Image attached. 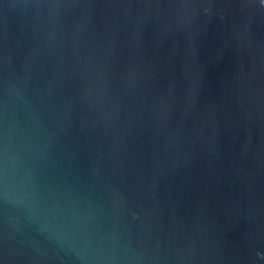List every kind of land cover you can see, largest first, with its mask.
Listing matches in <instances>:
<instances>
[{
  "label": "water",
  "instance_id": "water-1",
  "mask_svg": "<svg viewBox=\"0 0 264 264\" xmlns=\"http://www.w3.org/2000/svg\"><path fill=\"white\" fill-rule=\"evenodd\" d=\"M0 264H264V0H0Z\"/></svg>",
  "mask_w": 264,
  "mask_h": 264
}]
</instances>
